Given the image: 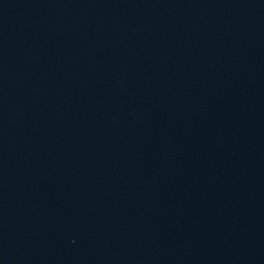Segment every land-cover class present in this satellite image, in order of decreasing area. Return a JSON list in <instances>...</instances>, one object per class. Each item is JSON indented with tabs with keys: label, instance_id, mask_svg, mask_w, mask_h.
I'll list each match as a JSON object with an SVG mask.
<instances>
[{
	"label": "water",
	"instance_id": "95a60500",
	"mask_svg": "<svg viewBox=\"0 0 264 264\" xmlns=\"http://www.w3.org/2000/svg\"><path fill=\"white\" fill-rule=\"evenodd\" d=\"M0 264H264V0H0Z\"/></svg>",
	"mask_w": 264,
	"mask_h": 264
}]
</instances>
